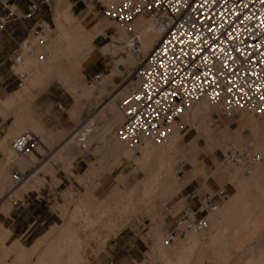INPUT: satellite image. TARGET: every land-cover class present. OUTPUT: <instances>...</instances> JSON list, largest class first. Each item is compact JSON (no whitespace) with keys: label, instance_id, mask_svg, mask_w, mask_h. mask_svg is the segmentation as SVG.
Returning <instances> with one entry per match:
<instances>
[{"label":"rangeland","instance_id":"374dc122","mask_svg":"<svg viewBox=\"0 0 264 264\" xmlns=\"http://www.w3.org/2000/svg\"><path fill=\"white\" fill-rule=\"evenodd\" d=\"M83 1L85 5L80 4L72 8V0H65L64 4L69 7V14L73 18L62 17L60 19L62 30L67 31L66 34L71 38H78L77 36L83 35L84 30L92 35L99 29H106L92 44L99 50L110 43L112 36H117L121 31L120 27L104 17L102 7L108 4L114 5L121 0ZM56 9V0H54L51 11L53 25L49 34V43L53 40L55 43L59 35ZM42 10L45 11V9ZM127 34L130 36L129 32ZM119 42L120 44L116 46L122 48L125 40ZM64 43L65 56L57 60V69L53 67L51 59L46 65H40L34 61L36 68L33 69L31 75L26 73L28 78L24 81V86L34 82L31 84L33 87L42 88L51 81L64 84V76L61 79L60 73L67 67L71 69L73 67L71 63L78 60L82 53L79 50L81 47L76 44H68L65 41ZM48 50L51 55L49 45ZM128 57L129 54L124 50L111 57L110 72L115 65L119 71L114 75V81H112L113 76L106 83L104 95L99 100L83 103L85 113L87 111L84 119L75 120L70 117L69 111L76 105L77 96L75 91H70L67 87V91L74 98V105L66 109L68 121L72 127L62 136L54 129L44 131L31 129V133L40 141V148L25 157L26 159H17L12 152L10 161H7L5 157L0 170L3 171V176L9 179L4 180L5 182L3 181L0 187V197L2 196L3 200L2 204L0 203V264H264V255L257 256L250 242L246 243L245 247L237 243L239 229L237 232L224 233L216 242H212L210 238L198 236L197 242H188L189 246L187 245L184 250L176 251L177 253L173 251L176 255L169 256L176 243L187 244L186 236L170 247L162 243L165 235L163 227L166 223H172L173 217L185 207L182 200L178 199L181 189L167 201L153 204L150 207L152 210L156 209L153 215L147 214L146 211L140 213V209L144 206L137 201L140 198L146 200L140 194L142 190L140 184L146 177L145 173L154 170L155 161L145 163V167L142 168L144 171L138 169L140 149L132 150L117 140L114 133L119 122L113 120L115 111L105 112L102 111L104 107L101 108L110 95L126 86L127 74L125 72L127 69L131 72L137 66L136 64H125ZM18 69L16 68L14 72ZM63 73L65 75V71ZM43 74H56L57 76L40 82L35 81L34 78ZM100 82L84 86L97 87ZM126 92L125 90L124 95L117 98V114L120 110L119 101ZM96 93L95 91L93 99L98 97ZM71 103L72 100L69 99V104ZM1 105L11 109V105L7 106L3 103ZM109 106L108 100L105 107ZM33 107L35 109V105ZM97 108H101V114L98 118L92 119ZM191 111L192 109L186 117L188 121L181 119L182 123L188 126V131L186 134L185 132L179 133L183 137L179 146L176 145V149H183V151L177 157L174 166L175 180L178 179L184 186L187 178L195 179L200 183L202 192L210 193L207 186H213L215 192L223 189L226 182L231 183L229 176L235 171H239L240 184H231L239 189L245 184L241 180L244 171H250L252 174L254 171L264 173V168L259 169L264 167V164L250 168H228L222 162L226 152L244 148L248 144L254 146L256 154L264 157V152L258 148L252 135L254 128L257 129L256 132L259 130L260 134L264 135V123H262L264 116L256 117L250 113L240 112L226 117L219 109L215 111L211 109L203 123L215 137L229 136L228 140L219 141V144L214 146L199 137V131L194 128L195 123L191 119ZM248 115H252L251 122L248 121ZM89 118L91 120L87 122ZM80 124L86 127L92 125V133L86 137V142H84L85 149L82 148V143H79V136L76 139L78 141H73L69 147L66 146L68 139L79 132ZM109 126V133L105 134V129ZM20 132L22 130L17 131L15 135L14 133L8 135L3 141L9 142ZM239 132L242 141L240 144H235L233 139ZM93 135L96 138H93ZM46 136L51 138V143L46 142ZM195 139L198 140L195 141L197 150L193 154L195 161L192 163L189 160L190 153L184 152V149ZM116 143H121L122 146L120 151L115 150V156L112 147ZM182 159L187 161L183 167L185 176L178 174L181 167L179 163ZM30 160L32 163L24 169V164ZM14 162H19L22 167L21 172L26 176L22 185L15 186L8 173ZM191 164L197 167L194 176H191L194 169ZM217 169H219V176L211 177V173L216 172ZM123 174L126 175L122 178ZM260 197H264V193L261 192ZM134 209L136 212L132 213ZM91 220L96 224L92 225ZM127 220H130L129 224L124 227L119 225ZM221 220L218 218L217 222ZM121 227L123 228L120 229ZM155 235L159 237L163 245L167 261L155 255L153 241ZM64 248H66L65 251H63ZM81 253H84L82 258ZM212 254H216L218 258L213 259Z\"/></svg>","mask_w":264,"mask_h":264},{"label":"built area","instance_id":"2783aa9c","mask_svg":"<svg viewBox=\"0 0 264 264\" xmlns=\"http://www.w3.org/2000/svg\"><path fill=\"white\" fill-rule=\"evenodd\" d=\"M52 6L53 0L30 1L26 12L18 15L13 5L2 4L0 33L8 23L31 20L42 9L49 14L47 19L34 21L11 53L9 60L15 68L27 60L47 62ZM102 13L128 30L135 53L138 41L130 27L135 18L151 20L162 32L135 69L134 90L119 101L122 120L114 134L129 148L137 151L145 143L163 145L172 125L186 134L188 126L181 122V115L202 99L226 117L240 112L264 116V0H121L102 7ZM101 76H94V81L99 82ZM39 146V139L28 131L9 140L10 149L19 157L29 156ZM222 162L228 168H250L264 163V158L248 147L226 152ZM186 163L184 159L179 163L181 176H185ZM10 175L15 184L21 181L13 166ZM225 198L221 189L200 196L195 209L182 208L173 217L163 244L171 246L188 233L207 231L208 217L218 213Z\"/></svg>","mask_w":264,"mask_h":264},{"label":"crops","instance_id":"0c3cea01","mask_svg":"<svg viewBox=\"0 0 264 264\" xmlns=\"http://www.w3.org/2000/svg\"><path fill=\"white\" fill-rule=\"evenodd\" d=\"M30 1L39 3L41 0H0V14L3 13L2 4L7 2L16 8L18 15H21L26 12L28 3ZM53 4H54V0H53ZM80 4L85 5V2L83 0H76V1L72 0V8H76L77 5ZM66 7H67L66 4L57 5V0H56V8H57L56 14L59 20L57 23V32H59V35L55 43L54 40L49 43V48H51L50 59L51 62L53 63L52 64L53 67L56 69H57V60L65 56L63 50L65 45L63 35L64 33L67 32L62 30L63 26L60 23V19L62 17H65V19L67 17L73 18L69 14V10H67ZM48 17L49 14L41 10L31 20H22L19 18L17 20L8 23L5 29L0 33V146H2L4 142L3 139L7 138L8 135L12 133H14L15 135L17 131L20 130H22V132L25 131L31 132V129H34L36 131L54 129L57 132H59L61 136L62 134L64 135V133H66L68 129L72 127L71 123H69L68 121L66 109L71 108L74 105V98L71 95V93L67 91V87L68 90L75 91V95L77 96L76 105L69 111L70 117L75 120L84 119L87 116V111L85 113L83 109L84 107L83 103L93 102V100L94 101L99 100L104 95L106 83L109 80H111V78L114 75L110 79H106L105 81H102L101 79V82L98 84L97 87H95L96 89L89 96H87L86 94V89L88 87L84 85H89L95 82L94 76L96 75H104L103 77H107L108 74L110 76V74H112L114 70L117 69V66L115 65L116 67L114 66L113 70L110 72L111 66L109 65L111 57H114L116 55L103 54L101 50L110 43H114L116 46L120 44V42L119 41L113 42L110 39V43L97 50L95 47H93L92 44L94 41H96V39L99 37L98 36L92 42L91 49L86 50L84 52L83 49L79 48V50L82 51L81 56L78 57V60H74L71 63V66H73L71 69L70 67H67L64 70L66 77L63 73L64 71L60 73L59 75L60 78L64 76L63 80L66 86L61 81H60L61 84L56 83L58 81H51L48 84L44 85L42 88L33 87L31 84H34V82L30 83L27 86L26 85L24 86V81H26L28 78L26 73L31 75L33 69L36 68L34 67L36 64L34 63V61L27 62L25 65L21 67H16L19 69L14 72L16 68L12 66L9 57L13 52V50L18 45V43L28 34L34 21L38 18L47 19ZM97 47L99 46L97 45ZM54 54L55 57H53ZM22 74H24V76L18 77ZM52 76H57V75L43 74V75H39L37 78L34 79L35 81L40 82ZM114 78L115 76L112 78V81L115 80ZM102 85H104V87ZM124 88L125 87H123L122 90L118 92H114L112 95H110V98L108 99L109 102H111V98L116 97V104H115L116 109H117V98L124 95V92L126 90ZM95 91L97 92L96 95H98V97L96 99H93ZM69 99L72 100L71 104H69ZM108 100L106 102H108ZM1 103L7 106L11 105V109L4 108L1 105ZM105 104L101 107V108L104 107L102 111H105L106 108ZM33 105H35V109ZM101 108H97V112L95 113L94 116L91 117L92 119L98 118V116L101 114L100 113ZM73 111H75V114H72ZM91 118H89L87 122L91 120ZM79 127L83 128L84 126L83 124H80ZM174 128L176 127L174 126ZM108 129L110 130V126L108 127ZM254 129L252 130L254 141L255 142L262 141L263 139H260V137H256V135L253 133ZM176 130L177 133L179 134L177 128ZM236 135L239 136L238 137L239 141H236L235 138L233 139V141L235 144L238 143L240 144L242 141L240 138V132L237 133ZM258 135L260 136V134ZM46 137H47L46 142L51 143L52 142L51 138H49L48 136ZM182 137L183 136L181 135V139ZM199 137L203 139V141H206V139H204L201 136V134H199ZM218 138H221V141H226L229 139V136L226 137L220 136ZM181 139L177 143L178 146L181 142ZM195 141L198 140L195 139L190 145L193 144L194 147L196 148ZM208 143L209 144L212 143L214 146H217L219 144V141H208ZM116 144H114L112 147V152L115 156H116L115 154ZM177 150L183 151V149L180 150L179 148ZM196 150L197 148L192 151H189L190 153L189 160L192 163L195 161L194 160L195 157L193 154L196 152ZM4 162H5V156L0 149V168L3 167ZM191 165L194 168L193 171L191 172V176H194L197 167H194L193 164ZM192 166H190L191 169ZM202 170L204 171V167ZM218 171L219 169H217L216 172H212L210 176L211 177L219 176ZM2 172L0 170V187H2L1 184L3 177ZM125 175L126 174H123L122 178ZM261 178H264V173L254 171L252 174L250 171H244L241 175V180L243 183H245V184L242 183L243 184L242 188L240 189L238 187L235 188L231 183L226 182L225 186L223 187V190L226 193V198L220 201V205H221L225 202H226L225 204H227L233 197L237 195H242L243 198L246 197L245 199L248 200L247 201L248 204L246 203L247 206H244L243 215H241L242 217L240 219H237V223H236V225H238L239 227L238 229L240 230L237 238V243L245 247L247 246L246 243L250 242V245L256 251L257 256H260L262 254L264 255V197L262 198L260 197L261 192L264 193V187H259L256 185ZM177 180L176 182L178 184V187L176 190H174V192H172L170 196H168L167 198H165L160 202L158 201L152 203L147 207H142L140 209V213L146 211L147 214L153 215L156 210V209L152 210V208H150L153 204H161L162 202L167 201L180 189L181 190L178 199L182 200L183 205L189 209H195L197 207V200L200 196L212 195L215 193L214 190L215 188L213 186H207L210 193L202 192L200 183H198L195 179L187 178V181L184 186L182 182H179V180L178 181ZM248 183L249 184L251 183V185H248ZM2 202L3 200L1 196L0 203L2 204ZM134 215H138V214H134ZM129 221L130 220H127L126 222L123 221L119 225L124 227L125 225L129 224ZM219 223H222V220ZM160 224H162V221H160ZM172 224L173 222L165 224V226L163 227L165 233L171 228ZM123 227H121L120 229H122ZM153 241L154 242L159 241V237L157 235L153 236ZM155 251H156L155 255H157L156 247H155Z\"/></svg>","mask_w":264,"mask_h":264},{"label":"bare ground","instance_id":"6f19581e","mask_svg":"<svg viewBox=\"0 0 264 264\" xmlns=\"http://www.w3.org/2000/svg\"><path fill=\"white\" fill-rule=\"evenodd\" d=\"M64 2H65V0H57V5H60V4L63 5ZM106 4H108V3H106ZM106 6H111V5L108 4ZM66 8H67V10H69V7H66ZM118 27H120V26H118ZM130 27H131V32L135 35V37L137 38V41H138L137 49H136L137 53L133 52V50L131 48V46L133 45V40L131 39V36H128V34H127L128 30L121 28V27H120L121 31H119L118 35L112 36L111 40L113 42L125 40V43L122 46V48L115 46L114 43H110L105 48H103L101 50V52H103V54L116 55L117 53H119V51L124 50L129 54V57L125 61V64L126 63L130 64V65L136 64L138 66L139 64H141L143 62L144 58L148 55V53L156 45L157 41L161 37L162 32L153 25L151 20H149L145 17H141V16L135 18ZM105 30L106 29H102V30L99 29L98 31H96L92 35H90L89 33H87L84 30L83 35L77 36L78 38H71L69 35L64 33L63 39L68 44H72V43H73V45L76 44L78 47H81V49H83L85 52L86 50L91 49L92 42L100 34H103ZM48 45H49V43H48ZM47 49H48V46H47ZM50 58H51V55L49 52V58H48L47 62L44 64H40V63L39 64L40 65L47 64L49 62ZM31 61H33V60H31ZM27 62H30V61L29 60L25 61L23 65H25ZM23 65H21V66H23ZM21 66H19V67H21ZM137 66L135 67V69L137 68ZM135 69L132 70L131 72H130V69H127V71L125 72L127 74L126 80H125L127 82V84H126L127 86H124L125 87L124 89H126V91H127L126 94L128 92L134 90V88H135V82H134ZM117 71H119V70L115 69L114 72L110 76L103 77L102 81H105L106 79H110L113 75L117 74ZM102 86L104 87V85H102ZM95 89H96L95 87H88L86 89L87 96L91 95ZM115 104H116V97H112L111 102H110V106L108 108H105V112L111 113V112L115 111L113 114V120L115 122L118 121L121 123V120H122L121 111L119 110V114H117ZM192 107L190 108V109H192L191 119H192V122L195 123L194 128L197 131H199V134H201V136L204 139H206V141H221V138L215 137L212 134V132L209 130V128L205 125V123H203L204 120L209 116L211 109H213L215 111L218 108L211 105L206 99H202V100L198 101ZM190 109L186 110L181 115L182 120L184 119L185 121H188L186 119V117H188ZM72 114H75V111H73ZM249 115H248V117H249L248 121L250 120V122H251L252 121L251 120L252 115L251 116H249ZM262 123H264V120L262 121ZM91 127H92V125L90 124V125H87V127L84 126L83 128H80V130L77 134H75L70 139H68V141L66 142V146L69 147L73 141H78V140H76L77 136H79V143L86 142V137L90 136V134L92 133ZM108 131H109V129L106 128L104 133L108 134ZM256 131H257V129H254V131H253V133L256 135V137H260V139H263V140L262 141H256L255 143L256 144L258 143L257 144L258 148L262 152H264V135L260 134L259 130H258V132H256ZM258 134H260V136ZM94 137H95V135H93V138ZM238 137L239 136L236 135V137H235L236 141H239ZM180 139H181V135H179L177 133L176 128H174V125H172L171 130H170V135H169L167 141L162 146H160L159 148H156V146L151 144V143H145L144 146L139 148L140 149V164L138 166V169H142L143 167H145V163L148 164L151 160L155 161L154 170L152 172H149V173L146 172L145 173L146 178L140 184V185H142V190H141L140 194H142L146 200H141V198H140L137 202L138 203L140 202L141 205H143L144 207H147V206L151 205L152 203H155L158 201L160 202L161 200H164L165 198L170 196L172 194V192H174V190L177 189L178 184L174 178L175 177L174 176V172H175L174 166H175L177 157L182 153V151H179L176 149V144L178 143V141H180ZM121 146H122L121 143H117L115 145V150L120 151ZM0 147H1L0 149H1L2 153L6 157V160L10 161L12 158L11 155H12L13 151L9 147V142L4 141L2 146H0ZM248 147L251 148L252 153L256 154L255 148L252 144H248L244 148H248ZM194 149H196V148L192 144V145L187 146L184 149L185 150L184 152H186V151L189 152V151H192ZM15 157H17V159H26L25 157H19V156H15ZM31 161L32 160H30L28 163L26 162L24 164L23 168L25 169L29 164H31L32 163ZM262 164H264V163H262ZM12 166L19 172V174L21 176V181L17 184H14V185L15 186H18L19 184L22 185L26 179V176L23 174V172H21L22 167L20 166L19 162H14V165H12ZM20 167H21V169H20ZM10 168L8 171L9 175H10ZM261 168H264V167H260L259 169H261ZM142 170L144 171V169H142ZM226 174H227V171H226ZM10 177H11V175H10ZM229 178L231 179V183H233L235 185L239 184V182H238L239 181L238 180L239 179V171H235L234 173H231ZM6 179H9V178L8 177L5 178V176H3L2 182L4 180L6 181ZM248 185H251V184L248 183ZM256 185L259 187H264V178H261ZM245 198L246 197L243 198L242 195H237V196L233 197L227 204H224L221 207L219 206L218 213L208 217V229H207V231H205L204 233H201V234H192V233L186 234L185 236H186L187 244H185V245L180 244V243L178 244L176 242L180 241L181 239L177 240L175 242L176 244L175 243L172 244V245H174V244L175 245L171 249L169 256L173 257L180 250H184L187 247V245L189 246L188 242H190V243L191 242H197L196 240L198 239V236L210 238L212 242H214V241L216 242L220 239V237H222V235L224 233L225 234L228 233V231L237 232V230L239 228L238 225H236L237 219H240L242 217L241 215H243L244 206H247L246 203L248 200ZM131 212L132 213L136 212V209H134V211H131ZM218 218L222 219V223L217 222ZM90 223L92 225L96 224L92 220ZM162 243H163V239H162ZM154 245H155L156 250L158 252L156 256L158 258L161 257L162 259H166V252L163 251V247H162L164 244L162 245L159 241H155ZM166 247H170V246H166ZM65 250H66V248L63 249V251H65ZM173 251H175V252L177 251V252L174 254ZM83 256H84V253H81L80 257L82 258ZM211 257H213V259H215L216 257L218 258V256L216 254H212ZM166 261H167V259H166ZM213 261L215 263V260H213ZM258 262H260V259H258ZM251 264H254V263H251Z\"/></svg>","mask_w":264,"mask_h":264}]
</instances>
